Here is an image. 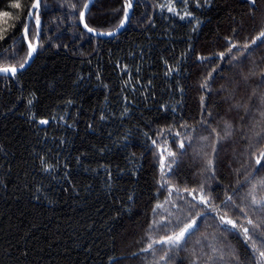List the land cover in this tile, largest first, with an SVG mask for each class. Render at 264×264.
Returning <instances> with one entry per match:
<instances>
[{"label":"trees","instance_id":"obj_1","mask_svg":"<svg viewBox=\"0 0 264 264\" xmlns=\"http://www.w3.org/2000/svg\"><path fill=\"white\" fill-rule=\"evenodd\" d=\"M34 1L0 0V68ZM87 2L0 76V264H264V0H136L111 39Z\"/></svg>","mask_w":264,"mask_h":264},{"label":"water","instance_id":"obj_2","mask_svg":"<svg viewBox=\"0 0 264 264\" xmlns=\"http://www.w3.org/2000/svg\"><path fill=\"white\" fill-rule=\"evenodd\" d=\"M36 2H37V0L34 1L32 7H31V10H30V12L28 14L26 27H25V28H27V32H25V31L23 32V37L25 39V42H26L27 46L29 45V43H31L33 46H35L37 48V51L34 52L32 54V56L28 55L27 60L23 63L25 65L23 69L20 68V64L15 65V66H11V67H5V68H12V67L17 68L16 75L21 73L22 71L26 70L33 63V61L35 60V58H36V56L38 54V51L40 49V43H41V19H40V25L36 26L37 34H36V38L34 40V43H32L29 40V35H28L31 23H35V17L40 14V10H41L42 0H39V4H40L39 8L34 7ZM125 2H126V11H125L123 20H122L121 24L118 26V28H116L114 31H111V32H97V31L92 30V29H91V32H89L88 31L89 27L87 26V23H86V17L88 15L89 11L91 10L92 6L94 5L95 0H88V2L86 3V5H85V7H84V9H83V11H82V13L80 15V24H81L82 29L86 33H88L90 36H93V37L98 38V39H111V38L117 37L118 35H120L126 29L128 24L130 23L136 0H131L130 2H128V0H125ZM85 25L87 27H85ZM107 33H111L112 35H107ZM0 69H3V68H0ZM4 75H12V74L11 73L0 72V76H4Z\"/></svg>","mask_w":264,"mask_h":264},{"label":"snow or ice","instance_id":"obj_3","mask_svg":"<svg viewBox=\"0 0 264 264\" xmlns=\"http://www.w3.org/2000/svg\"><path fill=\"white\" fill-rule=\"evenodd\" d=\"M39 6H40L39 0H37V2L34 5V7L39 8ZM13 7L19 8L20 5L19 4H15V5H13ZM169 11H172V9H169ZM4 15H7V13H4ZM35 24H36V26L40 25V17H39V15H37L35 17ZM21 27L24 29L25 32H27V28H25L24 25H21ZM85 27H87V26L85 25ZM88 31L91 32V29L89 28ZM107 35H112V34L111 33H107ZM28 47H29L28 55L32 56V54L37 51V48L35 46H33L31 43H29ZM24 66L25 65L23 63L20 64V68L21 69H23ZM0 72L11 73L13 76H15L16 73H17V68H15V67L3 68V69H0ZM29 104H31V101H29ZM39 123L42 124V125H45V124L48 123V121L47 120H40Z\"/></svg>","mask_w":264,"mask_h":264}]
</instances>
